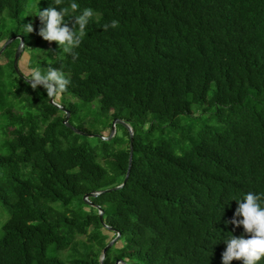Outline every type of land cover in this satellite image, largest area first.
Instances as JSON below:
<instances>
[{"label": "trees", "instance_id": "trees-1", "mask_svg": "<svg viewBox=\"0 0 264 264\" xmlns=\"http://www.w3.org/2000/svg\"><path fill=\"white\" fill-rule=\"evenodd\" d=\"M14 36L63 109L12 42L0 264H264V0H0V44ZM116 119L134 133L125 185L130 132L102 138Z\"/></svg>", "mask_w": 264, "mask_h": 264}, {"label": "rangeland", "instance_id": "rangeland-1", "mask_svg": "<svg viewBox=\"0 0 264 264\" xmlns=\"http://www.w3.org/2000/svg\"><path fill=\"white\" fill-rule=\"evenodd\" d=\"M33 6H34L33 3L30 1L27 5V9L23 15L22 20H25L27 23L29 21H31L30 25L34 27L36 16H37L38 11L40 9V3H38L36 11L32 10ZM28 30H30V26L26 25V27L24 29V33L29 36L30 32ZM33 41L34 40H32V44H31V42L29 43V45L27 46V49H25V47H24V50L22 52V56L19 59V67H20L21 71H23V73L25 75H27L28 78H30L32 80H39L42 73H41L40 69H38L36 64L38 63L39 60H41L44 57V55L41 53V54L33 56V49H31V45H32V47L35 48ZM52 44H53V38L48 40L47 46L51 47ZM2 45L3 44H0V48L2 47ZM5 63H6V58L0 56V64L2 65ZM44 77L46 78L45 80H47V81L51 80V78L48 74L44 75ZM57 101L58 102L60 101V95L57 97ZM88 130L92 133L90 140L93 143L100 142V134L103 133V131H104L102 124L96 123L93 126L91 124H89ZM116 132H117V129H116ZM123 133H124V130L122 128H119L118 134L121 136V135H123ZM104 135H107V137L111 136V131L105 132ZM109 236H110V238H109L110 243L113 242L112 245H116V247H121V243L118 242V240L114 241L115 238H114V235L112 233H110ZM118 264H123V263L118 262Z\"/></svg>", "mask_w": 264, "mask_h": 264}, {"label": "water", "instance_id": "water-1", "mask_svg": "<svg viewBox=\"0 0 264 264\" xmlns=\"http://www.w3.org/2000/svg\"><path fill=\"white\" fill-rule=\"evenodd\" d=\"M17 39H20V45L17 49V52L15 54V58H14V67H15V70L17 72V74L27 80L28 82L30 83H39V84H43V85H47L51 88V103L57 105L59 108L63 109V107H61L60 105L56 104L55 103V85L51 82V81H47V80H32V79H29L27 77V75H25L23 73V71H21L20 67H19V59L20 57L22 56V52L24 50V47H25V42H24V38L22 36H14L12 38H10L9 40H7L4 45L2 46L1 50H0V56L3 54V52L5 51V49L12 43L14 42L15 40ZM66 112V118H65V121L64 123L72 128L76 133H79V134H84L82 132H80L79 130H77L76 128H74L70 123V112L65 110ZM117 124H122L124 127H126L128 129V131L130 132V136H131V147H130V161H129V167H128V172H127V176H126V179L124 181V184H126V182L128 181L129 177H130V174H131V168H132V158H133V141H134V133H133V129L123 120H120V119H116L114 122H113V126H112V129H111V136H110V139L114 137V135L116 134V125ZM122 186H119L115 189H120ZM107 191H111V190H107ZM101 193H91V194H88L86 197H85V200H87L89 197H96V196H99ZM100 220L101 222H103V214L102 212L100 213ZM108 229L112 230V231H115L113 228L109 227V226H106ZM120 233L117 235V237L114 239V241H117L120 237ZM113 242H111L104 250V254L107 252L108 248H110L112 245ZM123 264H127L125 262H122ZM118 264V263H117Z\"/></svg>", "mask_w": 264, "mask_h": 264}, {"label": "built area", "instance_id": "built-area-1", "mask_svg": "<svg viewBox=\"0 0 264 264\" xmlns=\"http://www.w3.org/2000/svg\"><path fill=\"white\" fill-rule=\"evenodd\" d=\"M104 140H109V138L108 137H105V136H103L102 137Z\"/></svg>", "mask_w": 264, "mask_h": 264}]
</instances>
